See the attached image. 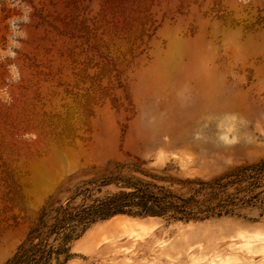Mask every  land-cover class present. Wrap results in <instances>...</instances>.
<instances>
[{"label":"rangeland","instance_id":"obj_1","mask_svg":"<svg viewBox=\"0 0 264 264\" xmlns=\"http://www.w3.org/2000/svg\"><path fill=\"white\" fill-rule=\"evenodd\" d=\"M263 159L264 0H0V264L82 184ZM217 211L98 219L51 264H264V202Z\"/></svg>","mask_w":264,"mask_h":264},{"label":"trees","instance_id":"obj_2","mask_svg":"<svg viewBox=\"0 0 264 264\" xmlns=\"http://www.w3.org/2000/svg\"><path fill=\"white\" fill-rule=\"evenodd\" d=\"M120 181L130 190L94 199V188L85 187V184L78 186L65 204L42 213L38 224L31 229L27 240L8 264H51L53 254L67 252L68 243L90 224L119 213L189 220L216 210L221 215L234 213L246 204L257 205L264 202V159L241 166L212 183L190 181L197 187L191 188L192 194L187 197L165 186L139 179L132 181L131 178L112 176L102 182ZM230 187H233L232 192H228ZM79 195L83 197V203L72 204Z\"/></svg>","mask_w":264,"mask_h":264},{"label":"bare ground","instance_id":"obj_3","mask_svg":"<svg viewBox=\"0 0 264 264\" xmlns=\"http://www.w3.org/2000/svg\"><path fill=\"white\" fill-rule=\"evenodd\" d=\"M34 166H35V168H37V169H39V167H42V165L39 164V163L34 164Z\"/></svg>","mask_w":264,"mask_h":264}]
</instances>
